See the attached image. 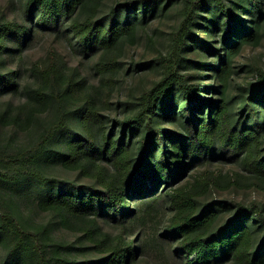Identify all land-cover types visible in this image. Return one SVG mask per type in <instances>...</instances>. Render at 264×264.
Wrapping results in <instances>:
<instances>
[{"label":"trees","instance_id":"obj_1","mask_svg":"<svg viewBox=\"0 0 264 264\" xmlns=\"http://www.w3.org/2000/svg\"><path fill=\"white\" fill-rule=\"evenodd\" d=\"M103 2L21 0L20 20L0 14V92L17 89L16 60L38 31L65 38L83 56L106 50L94 65L104 85L113 84L111 72L121 64L114 49L130 43L137 13L145 21L158 9L163 13L170 0L118 1L101 14ZM122 7L133 20L130 13L120 18ZM178 12L166 52L155 57L160 76L125 100L131 112L106 116L111 90H84L86 77L65 74L68 60L52 43L46 65L32 64L40 84L28 91L25 118L9 116L6 106L0 110V124L19 125L35 120L40 105L52 104V117L28 146L0 147V181L20 191L27 181L40 185V203L64 226L80 217L94 229L98 219L109 224V240L95 244L101 255L89 264H133L138 256L156 264H264V202L213 195L241 186L232 172H222L228 163L251 174L250 183L264 191V66L246 53L261 41L264 0H180ZM242 69L253 80L237 81ZM47 161L75 177L46 176L40 167ZM61 184L66 191L49 189ZM6 206L11 213L0 210V232L11 240V252L23 244L32 264H77L57 256L59 243L46 249Z\"/></svg>","mask_w":264,"mask_h":264},{"label":"rangeland","instance_id":"obj_2","mask_svg":"<svg viewBox=\"0 0 264 264\" xmlns=\"http://www.w3.org/2000/svg\"><path fill=\"white\" fill-rule=\"evenodd\" d=\"M118 1L121 2L123 0H104L99 6L101 14H105L109 6ZM20 2L21 0H0V14L20 20L23 6ZM179 7L180 0H170L163 13L158 9L154 14L147 17L145 21H141L139 13H137V17L134 18L136 30L130 43H118L114 49V53L118 56L121 64L118 70L111 72V76L115 79V82L111 85H104L100 78L102 73L97 72L94 65L97 59L105 57L104 55L107 54L106 50H98L91 55L83 56L81 53L72 52L65 38H55L48 31L36 32L27 41L19 58L16 60L20 65L17 89L12 93L5 90L0 92V110H3L6 106L9 110V116L19 112L20 117L22 119L25 118L31 104L27 99L28 91L30 87H36L40 84V78L32 75V64L37 62L46 65L47 47L52 43L54 47L58 46L59 50L64 52L63 56L68 60L63 66V72L69 74L75 71V78L86 77L83 84L84 90L91 92L92 86L100 88L102 92L107 89L111 90L110 105L102 109L106 116L121 117L129 113V111L131 112V106L127 108L125 100H134L143 87L151 85L160 76L161 65L156 61L155 57L160 53L166 52L169 32L174 29L180 17ZM127 13H130V17L133 20V12L125 11L123 7L118 12V15L122 18ZM246 53L258 55L260 63L264 66V32L260 43L254 48H248ZM78 58H80V62H78ZM245 59H247L246 56H244ZM17 63L10 66V68L17 66ZM235 78L237 81L245 79L251 81L254 75L246 71V69H242L237 71ZM98 90L96 91L98 92ZM7 103L10 104L6 105ZM52 113V104L48 102L47 105H40L38 112H35L33 116L35 120L32 118L29 121L21 122L19 125H13L4 119L0 124V147L16 149L28 146L34 141L45 123L52 117ZM72 124L78 131L80 130L74 120H72ZM66 137L65 133L62 132L61 138L65 139ZM40 170L49 177L59 179L75 177L71 170L62 167L59 162H44ZM227 171L233 173L232 176L237 178L241 186L219 189V192L213 194L214 196L233 198L244 202H249L252 199L264 202V191L258 190L255 185L250 183L255 180L251 174L243 172L240 166L230 163L222 165V172ZM80 181L84 183L87 178L83 177ZM22 185L25 186V191H20L19 188L0 181L1 211L11 213L6 203L11 204L12 208H10L14 212L12 215L25 229L34 232L39 242H43L46 245V249H54L53 243L60 244L56 247L57 256L73 259L77 264H89V262L100 257V250L95 244L109 240L106 234L110 236V231H113L109 224L98 219L94 229V224L88 222V217L71 218L72 224L68 226L59 224L54 211L48 205L40 203L39 194L42 192L40 185L33 181H27L24 184L22 183ZM49 189L54 193H57L58 190L63 192L67 190V185H51ZM27 193H31L29 200L24 199ZM86 227L91 228L88 234L84 230ZM11 244L12 242L6 233L0 232V264H32L27 254V249L23 244L13 252L10 251ZM133 264L156 263L146 256H138Z\"/></svg>","mask_w":264,"mask_h":264}]
</instances>
